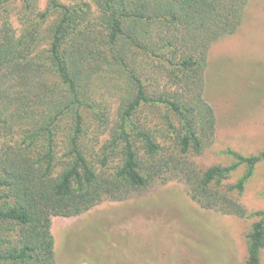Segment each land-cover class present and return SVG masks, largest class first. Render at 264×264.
<instances>
[{"label":"trees","instance_id":"16d2710c","mask_svg":"<svg viewBox=\"0 0 264 264\" xmlns=\"http://www.w3.org/2000/svg\"><path fill=\"white\" fill-rule=\"evenodd\" d=\"M8 1L0 0V264H54L53 217L81 216L175 179L203 209L257 218L246 236L245 264H263L264 210L249 213L230 193L245 192L264 150L244 155L230 148L224 154L232 164L204 170L187 158L214 141L216 113L207 98L212 49L241 30L252 0H93V20L90 8L51 0L43 22L24 21L21 35L3 10ZM51 9L59 14L41 49ZM106 66L123 89L115 127L95 150L85 142L83 109L95 111L88 87ZM154 76L164 83L152 91ZM45 89L52 93L46 107ZM146 108L163 111L159 130L142 118ZM161 140L172 142V153H164ZM241 167L243 176L225 185Z\"/></svg>","mask_w":264,"mask_h":264},{"label":"rangeland","instance_id":"374dc122","mask_svg":"<svg viewBox=\"0 0 264 264\" xmlns=\"http://www.w3.org/2000/svg\"><path fill=\"white\" fill-rule=\"evenodd\" d=\"M50 1L9 0L3 10L8 12L17 35H21L24 21L43 22L41 18L50 8ZM59 2L67 7L92 9V20L98 16L93 0ZM52 9L41 27V49L47 48L49 28L59 14ZM113 72L104 67L93 75L88 87L95 111L83 109L88 128L85 142L95 150L105 143L118 120L122 96L118 86L123 89V84ZM45 80L52 87V77ZM207 81V98L216 113L214 141L202 154L192 152L187 158L204 170L232 164L234 160L224 154L230 148L244 155L264 150V0H252L241 30L214 45ZM163 83L154 76L149 89L157 90ZM57 92L60 95L61 90ZM49 94L45 89L44 107L52 95ZM162 113L146 108L142 118L157 131ZM98 114L105 122L99 120ZM60 127L63 149L61 139L65 137L67 121H62ZM161 141L164 153H172V142ZM244 172L241 167L225 185L235 184ZM230 194L249 213L264 210V161L257 166L242 195ZM256 221L255 217L240 218L203 209L183 181L158 180L128 200H106L77 217H53L54 264H245L246 236ZM262 260L264 264V252Z\"/></svg>","mask_w":264,"mask_h":264}]
</instances>
